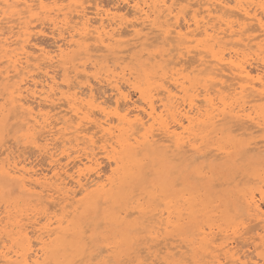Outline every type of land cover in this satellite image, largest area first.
Wrapping results in <instances>:
<instances>
[{
    "label": "bare ground",
    "instance_id": "bare-ground-1",
    "mask_svg": "<svg viewBox=\"0 0 264 264\" xmlns=\"http://www.w3.org/2000/svg\"><path fill=\"white\" fill-rule=\"evenodd\" d=\"M51 1L57 3V0ZM45 2L47 0H0V65L3 64L0 79L6 83L0 88V178L15 183L26 194V207L33 203L40 208H35V212L30 206L34 214L28 211L29 207L27 213L32 215L25 217L23 211V216L18 215L19 209L14 211L17 214L13 217L11 210L16 206L11 205L10 210L6 205L7 208L2 209L0 238L4 241L0 239V264H48L53 253L58 254L57 258L51 259H56L53 264L56 261L72 264L75 260L71 262L67 257L73 252L79 255L87 252L91 260L107 263L111 256L103 255V252L110 249L99 247L97 253L92 254L88 240L85 241L86 228L95 225L96 214L92 215L91 222L87 221L91 216L86 215L98 210L101 203H116L123 196L117 194L118 189L139 175L143 158L152 157L171 172L194 166V173L205 177L206 172L202 169H208L206 162L210 164L217 158H226L224 165H227L238 158L245 161L251 159L253 153L264 152V135L261 134L264 132V0H115L116 6L107 9L101 8L95 0H78L79 4L71 10L73 21L70 22L72 17L67 16L69 12H64L60 20L53 19L54 16L59 18V12L51 16V35L57 41L52 50L33 42L32 36L44 35V31L39 29L32 33L31 25L26 21L44 10ZM120 4L125 6L124 14L130 16L129 19L117 14ZM154 42H159L160 48L152 52L149 49ZM138 47H142L139 56H145V64L152 69L144 72L142 80L133 77L130 69L120 66L121 54L134 53L132 50ZM92 49L98 53L93 54L94 57L104 58L101 60L106 68L103 73L88 74L86 60L79 58L81 55L89 58ZM105 52L112 55L111 58L102 54ZM94 62L90 65L96 68L99 61ZM56 68H61L64 73L59 80L56 79ZM92 82L107 86L110 97L99 92L95 94L94 89L100 90L98 85L94 88ZM8 84L11 86L10 99L3 97L9 89ZM124 88L134 89L138 94L137 101H130L129 91ZM111 107L112 110H107ZM10 120L18 122L16 126H26L34 148L29 147L30 144L24 145L47 156L49 173L43 172L45 169L39 171L34 165L28 166L29 159L28 164L24 161L27 154L24 160L20 158L28 150L16 146L13 151L12 144L9 146L2 140V131L6 121ZM12 124L15 126V122ZM212 137L232 142L239 157L230 156L223 146L215 145L205 151L206 140ZM103 158L113 165L104 175L100 171ZM63 159L64 163L61 162ZM68 163H72L71 171ZM243 175L249 177V174ZM250 177L254 182L246 186L249 181L244 183L241 178L240 185L245 187H241V195L239 191L238 195L248 215L254 217L260 228L254 235L257 234L261 250L255 253L254 260L247 256L241 258L242 254L240 256L234 248L235 235L241 233L242 227H247L246 221L238 223L240 227L230 226V235L227 229L218 230L219 238L214 234L217 224L209 225L207 231L201 224L202 228L196 229L188 243L181 239L170 241V228L179 226L182 219V212L171 208L174 197L170 201L164 198L166 208L159 210L164 204L162 198L156 210L150 205L143 207L141 202L145 199L141 202L139 198L132 199L134 192H130V197H126L127 194L121 197L131 199L124 203V208L117 209L113 215L105 214V218L126 227L124 238H121L124 242L132 239V235L127 237L128 232H144L146 242L155 243L152 245L156 249L150 251L149 244L141 248L152 260L163 253L162 258L158 257L163 260L160 264H182L188 250L195 252L191 256L193 259L190 257L193 264H264V210L260 204L264 200V177L260 170ZM154 187L158 189V185ZM155 192L154 205L163 196L158 194L157 197ZM183 193L180 192L178 200H185V205L188 201V208H194V197L187 198L188 194ZM132 202H135L134 206L130 205ZM100 226L95 225V228ZM254 239L253 247H256L258 240ZM83 254L81 256L85 257ZM79 255L71 256L77 260ZM198 255L201 256L195 259ZM136 264L154 263L138 260Z\"/></svg>",
    "mask_w": 264,
    "mask_h": 264
},
{
    "label": "rangeland",
    "instance_id": "rangeland-1",
    "mask_svg": "<svg viewBox=\"0 0 264 264\" xmlns=\"http://www.w3.org/2000/svg\"><path fill=\"white\" fill-rule=\"evenodd\" d=\"M59 1V2H58ZM69 1V2H68ZM78 1V0H77ZM76 0H64V1H61V0H57V1H55V2H57V3H54L53 1H49L48 2V0H47V2H45L46 3V7L44 8V10H41L40 12H38V10L39 9H37V10H35V12L37 13V15L35 14L34 16H32L31 18H26V21H28L29 23V25H31V26H29L30 27V29H31V31H32V33H34L35 32V30L37 31V30H39V29H41V30H43L44 31V35H36V34H34L35 36H32V39H33V42H35L37 45H40V46H43V47H48V48H46V49H51V48H54L55 49V44H57V41H55L53 38H52V35H51V28H52V20L53 19H58V20H60L61 18H63V16H62V14L64 13V12H69L68 14H67V16H69V18H70V16H71V13L72 14H74L72 11L74 10V8H75V6H77L78 4H79V2H77ZM97 3H98V5L99 6H101V8L103 7L104 9L106 8H110V7H115L116 5H114V4H116L114 1L115 0H99L100 1V3H99V1L98 0H95ZM50 2H52L53 3V5H52V3H50ZM72 2V4H70ZM104 2V3H103ZM101 3H103V4H101ZM108 3H111V4H113V5H109ZM57 4V5H56ZM71 6H70V5ZM51 5V6H50ZM68 5V6H67ZM85 5L87 6V3H85ZM103 5V6H102ZM49 6V7H48ZM53 6V7H52ZM57 7V9H56V7ZM107 6V7H106ZM110 6V7H109ZM64 7V8H63ZM121 7V8H120ZM124 7V8H123ZM122 7V4H120V6H119V8L118 9H120V10H117L118 11V15H122L123 17H125L124 19L126 20V19H129L130 18V16H128V15H126L125 16V6H123ZM51 8V9H50ZM55 8V9H54ZM60 8V9H59ZM53 9V10H52ZM72 10V11H71ZM47 11V12H46ZM50 11V12H49ZM121 11H123V12H120ZM45 12V13H44ZM59 12V13H58ZM55 13L57 14L58 13V15H59V18H56V16H54L55 15ZM54 14V15H53ZM61 15V16H60ZM51 16H54L55 18H53L52 20H51ZM128 16V17H127ZM72 17V19L70 18V22L71 21H73L74 20V16L72 15L71 16ZM31 19H32V21H31ZM34 19V20H33ZM36 19V20H35ZM38 19V20H37ZM44 20V21H43ZM50 20H51V22H50ZM31 21V22H30ZM46 21H49L48 23H46L45 24V22ZM41 22H43V23H41ZM38 23V24H37ZM39 24H40V26H39ZM49 24V25H48ZM35 25H38V26H35ZM45 28H44V27ZM38 27V28H37ZM47 27V28H46ZM33 28H34V30H33ZM49 28V29H48ZM50 32V33H49ZM255 33V32H254ZM43 38H42V37ZM49 36V37H48ZM36 37H38V38H36ZM124 39H126L127 38V36H125V37H123ZM46 39V40H45ZM44 40V41H43ZM40 43H39V42ZM42 41H43V43H42ZM53 43V44H52ZM55 43V44H54ZM42 44V45H41ZM53 45V46H52ZM55 45V46H54ZM154 46V47H153ZM160 46V44H159V42H154L153 43V45L150 47V51H152V52H155V51H157V50H159V47ZM91 47V46H90ZM91 48H93L94 49V47L92 46ZM139 48V49H138ZM138 48H136V49H134V50H132V51H134V53L132 52L131 54H130V52H126L125 54L127 55V56H125V54L123 53V54H121V56H123L122 57V59L124 58V57H127V58H124L123 60L121 59L120 61V66L122 67V68H124L125 70L127 69H130L134 74H133V77H136V79L137 80H142L143 78H144V76H145V74H144V72H147V71H151L152 69H151V67L149 66V65H146L145 63H146V57L145 56H139V53H140V51L142 50V47H138ZM90 50L91 51V54H90V52H89V54H90V59L89 58H87V56H84V55H81L79 58L81 59V61H85L86 60V64H87V66H86V71L88 72V74H95V72L97 71V72H99V73H103L104 72V70L106 69L104 66H103V63L104 62H102L101 60L103 59L104 60V58H96V57H94L93 56V54H98L97 52L95 53V51L94 50ZM138 49V50H137ZM52 50V49H51ZM135 52L137 53V54H135ZM100 53V52H99ZM104 56H106V58L107 57H110L111 58V56L112 55H106L107 53L105 52V53H102ZM118 56H120V54H118ZM130 57H132V58H130ZM80 59H78V60H76L75 62H77V61H79ZM88 59V60H87ZM107 59H109V58H107ZM130 59H132V60H130ZM92 62H90V61ZM99 61L98 63H97V66H95L96 68H93V66L91 67V65L93 64V62L95 61V62H97V61ZM130 61V62H129ZM132 61V62H131ZM94 62V63H95ZM90 63H91V65H90ZM101 63H102V65H101ZM133 63V64H132ZM110 64V63H109ZM136 64V65H135ZM3 64H1L0 66H2ZM102 66V67H100V66ZM104 67V68H103ZM1 68V67H0ZM91 68H93L92 70H91ZM101 68V69H100ZM98 69V70H97ZM118 69L119 68H117L116 69V71H118ZM138 69V70H137ZM61 68H56L55 69V74L57 75L56 76V79L57 80H59V79H61L62 77H63V70H61ZM57 71V72H56ZM60 73V74H59ZM138 73V74H137ZM137 74V75H136ZM79 80L80 81H83L84 79L82 78H79ZM0 82H1V84H0V88H2L4 85V83H5V81H3V80H1L0 79ZM58 82H60V81H58ZM94 85V88H97V85H98V88L97 89H99L100 91H98V90H96V89H94L95 91V94H97L98 92V94H100V95H105L106 97H110V90L108 89V87L107 86H105L104 84H95V82H92ZM6 84V83H5ZM96 85V86H95ZM102 85V86H101ZM104 85V86H103ZM101 89H100V88ZM8 91L4 94V98H6V99H10V97H11V95H10V93H9V91H11V86L8 84ZM103 88V89H102ZM104 89H108V90H104ZM125 89V88H124ZM102 90V91H101ZM126 91L128 90L129 92V96H130V101H137V99H138V94H137V92H135L134 91V89H130V88H128V89H125ZM107 91H109V93L107 92ZM101 92V93H100ZM102 92H103V94H102ZM97 94V95H98ZM133 98V99H132ZM1 101H2V99H1ZM0 101V102H1ZM112 108L113 107H111V108H108L107 110H112ZM15 122V126H14V124H12V123H14ZM9 123V124H8ZM10 123L12 124V126H14V127H12L11 125H10ZM19 123L17 122V124H16V121H13V120H10V121H6V125H5V129H4V131H2V137H3V139L2 140H4V141H6V143H7V145H9L10 146V144H12L10 147H12V150L14 151L16 148V146H22L21 148H22V150L24 151V150H28V151H24L25 153L22 155V153H23V151L21 152V154L20 155H22V156H20V158H22L23 160H24V158H25V163H27L26 161H28V159H29V161H28V163L29 164H31V165H29L28 163V166H33V167H37L38 168V170L39 171H43L44 169V171L43 172H45V173H47L49 170L46 168V167H48L49 169H50V167H49V165H50V162H48V160L49 159H46L47 158V156L46 155H41V154H39L37 151H35L34 149H32V148H34L33 146H32V144H31V136H30V134H29V132H28V129L26 128V126L25 125H20V126H16V125H18ZM9 126H11L12 128H10ZM24 127V128H23ZM8 128V129H7ZM12 129V131H8V130H10V129ZM8 132V133H7ZM9 132H11L10 134H9ZM262 135H264V132L263 133H261ZM15 135V136H14ZM7 138V139H6ZM10 138V139H9ZM16 138H18V139H16ZM20 138V139H19ZM15 141H14V140ZM18 140V141H17ZM9 141H11V143L9 142ZM20 141V142H19ZM17 142V143H16ZM206 146H205V151H207V150H209L210 148H212V147H216V146H223V147H225L226 148V150H227V152H228V154L230 155V156H234V157H239V154H238V152H237V148H236V146L231 142H227V141H225V139L224 138H220V137H212V138H208V140H206ZM224 142V143H223ZM9 143V144H8ZM19 143V145H16V144H18ZM21 144V145H20ZM29 145V147H32V148H26L25 147V145ZM224 144V145H223ZM216 145V146H215ZM225 145H228V146H225ZM231 145V146H230ZM233 145V146H232ZM19 148V147H18ZM21 148H19V150L21 149ZM24 148H26V149H24ZM208 148V149H207ZM32 149V150H31ZM261 149H263V147L261 148ZM30 150V151H29ZM36 152V154H35V152ZM18 152V151H17ZM30 152V153H29ZM35 154V155H33V153ZM29 153V154H28ZM39 154V156H38V154ZM262 153V152H261ZM260 152L258 153H253V154H251L252 155V158L251 159H249V160H245V161H240L239 160V158L235 161V162H228L227 163V165H224V160L226 159V158H222V159H219V158H217V160L216 161H211L210 162V164H209V162H206V164H208L209 166H208V169H207V167H205L206 169H202L204 172H206V174H205V177L204 176H201V175H198V174H196V173H194L195 172V167L194 166H188V167H186L185 165V167H180L179 169H177L176 170V172H171L169 169H165V166H164V164L162 163V162H160V161H158V160H155V159H153L152 157H145V158H143L142 159V161H141V168L139 169V171H138V173H139V175H136L134 178H132L131 180H128L129 181V183H126V185L124 186V188H122V189H118V192H117V194L119 193V195L121 196V194L124 196V194H127V196L126 197H130V196H128L129 195V193L131 192V193H133L134 195L133 196H131V198L133 199H135V198H139V201L141 202V201H143L144 199V202H141V204H143L144 203V205H142L143 207H149V205L151 206V207H153V208H155L156 210H158L157 208H159L158 207V205L160 206L161 205V203L162 202H164V204L159 208V210H163L162 208L164 207V209L166 208V203H165V199L166 200H168V201H170L171 200V198H173V201L171 200V202L170 203H172L173 205H171L172 207V209H178V210H180L181 212H182V214L180 213V218H182L183 219V222L180 220L179 221V226H176V227H174V228H170L171 230H170V236H171V234H172V236H171V239L172 240H170V241H173V239H175V240H177V242L181 239V240H184L186 243H188V240L189 239H191V237L192 236H194V232H196V229H198L199 227L200 228H202L203 227V229H205L204 228V225H205V227H207V229H205L206 231L208 230V226L209 225H211L212 226V224H213V227H214V225H216L217 224V226L216 227H214V234H217V238H219V232H218V230H225V229H227L228 230V232H227V234H229L230 235V233H231V229L229 230V228H230V226H232V225H239L240 223H244L245 221V223L244 224H246V226L247 227H242V229H240L241 230V233H238V234H240V235H238V234H236L235 236L237 237H235L234 238V240L237 242V244H236V242L234 241V248L235 249H237V252H238V254L240 255V254H242V256H241V258H243V256H247L248 258H250V259H252V260H254V259H256V257H257V254H255V253H259V251L261 250V246H258L259 245V240H258V238H257V234H255L254 235V233H257V232H259L260 230H258V229H260V228H258V224H256L257 222L254 220V217L253 216H249L248 215V213H247V211H246V208H245V206H244V204L242 203V202H240V201H242V199L240 198L241 196H239V195H241V192L239 191L240 189H241V187H242V189L246 186V185H248L247 183H253L254 182V180H252L251 179V177H250V175H252L254 172H258L259 173V170H260V175L261 176H263L264 177V166H262V165H264V152L261 154ZM17 154V153H16ZM25 154H27V155H25ZM260 154V155H259ZM24 155H25V157H24ZM29 155V156H28ZM31 155V156H30ZM26 156H27V158H26ZM32 156H34V157H36V158H32ZM45 156V157H44ZM24 157V158H23ZM29 157V158H28ZM31 157V158H30ZM105 161H104V160ZM102 160V162L103 163H101L100 165V171H102L101 173L104 175L106 172H107V174L109 173V168H111L113 165L111 164V163H108L109 161L108 160H106L105 158H103ZM35 162H34V161ZM64 161H61L62 163H64L65 162V159H63ZM31 161V162H30ZM36 161H37V163H36ZM108 161V162H107ZM197 161H199V160H197ZM257 161H260V162H258V163H256ZM45 162H46V164H45ZM241 162V163H240ZM48 163V164H47ZM36 164H38V166H36ZM40 164H42V165H40ZM70 164H72V163H68V169L69 168H71V166H70ZM246 166V167H244V165ZM110 165V166H109ZM146 165V166H145ZM258 165H260V166H262V167H257ZM42 166V167H41ZM43 166L45 167V168H43ZM67 166H66V168H67ZM248 167V168H247ZM40 168H42V170H40ZM257 168V169H256ZM103 169V170H102ZM180 169L182 170V169H184V170H182V171H180ZM251 169V170H250ZM252 169H254V170H252ZM47 170V171H46ZM109 170V171H108ZM207 170V171H206ZM256 170V171H255ZM69 171H71L70 169H69ZM106 171V172H105ZM178 171V172H177ZM180 171V172H179ZM50 172V171H49ZM48 172V173H49ZM168 172V173H167ZM213 172V173H212ZM234 172V173H233ZM237 172L239 173L238 175H237ZM245 173V175L246 174H249V177L248 176H244L243 174ZM100 173V174H101ZM148 175H147V174ZM179 173V175H177ZM238 177H237V176ZM178 176V177H177ZM190 176V177H189ZM243 176H244V178H243ZM214 177V178H213ZM234 177L236 178V179H234ZM177 178V180H175ZM191 178V179H190ZM244 180V183L246 182V181H249V182H246L245 183V186H243L242 184L240 185V182L242 183V179ZM248 178L251 180H248ZM252 178H253V176H252ZM215 179V180H214ZM220 179V180H219ZM176 182H175V181ZM212 180H214V181H212ZM241 180V181H240ZM221 181V182H220ZM5 182L6 181H4L3 179H1L0 178V202H2V203H0V212L1 211H3L2 209H5V208H7V206H9V209L11 210V205H13V206H16V207H12V210H11V212L14 214V216L11 214V216H13V217H15V215L17 214L16 212V214L14 213V211L15 210H17V209H19L17 212H19L20 211V213H18V215L20 214V215H22V213L24 212L25 214H23L22 216L23 217H25V215H28V216H31L32 215V213L35 211V212H37V210H40V208H39V206L38 207H35L34 206V204L33 203H29L30 204V206H33L34 207V211L32 212V208L30 207H26L27 205H25V202H26V199H27V197H26V194L25 193H23L20 189H19V187L15 184V183H9V182H6V184H5ZM178 182H180V183H178ZM220 182V183H219ZM230 182H232V183H230ZM237 182V183H236ZM182 183V184H181ZM216 183V186L214 185ZM222 183V184H221ZM228 183H230V184H228ZM234 183V184H233ZM238 183H239V186H238ZM180 184V185H179ZM217 184H219L218 186H217ZM149 185V186H148ZM156 185H158V189H156L157 187H154V186ZM159 185H161V188L159 189ZM177 185V186H176ZM152 187V188H151ZM186 187V188H185ZM240 187V188H239ZM156 189V190H154V189ZM234 188V189H233ZM237 188H239L238 190H235V189H237ZM136 189V190H135ZM149 189H153L152 190V193H151V190H149ZM202 189V190H201ZM219 189V190H218ZM134 190V191H133ZM11 191V192H10ZM155 191H157V197H158V194H159V196L160 195H163V196H160L159 197V199H158V201L159 202H156L157 204V206L156 205H154V203H155V201L153 200L154 198H156V192ZM219 191V192H218ZM237 191V192H236ZM238 191L240 192L239 193V195H238ZM144 192V193H143ZM155 192V193H154ZM161 192H163V193H161ZM180 192L182 193V192H184L183 194L185 195H187V196H185V197H194V198H192V200H193V202L195 203V205H194V208H188L189 207V203H188V201H186V205H185V200H183V199H179L178 200V195L180 194ZM208 192V193H207ZM131 193H130V195H131ZM228 193H230L231 195H229ZM145 194V195H144ZM200 194V195H199ZM147 195V196H146ZM149 195H150V197H149ZM183 195V196H184ZM191 195V196H190ZM197 195H198V197H197ZM232 195H234V196H232ZM123 196H121V197H123ZM216 196H217V199H216ZM239 196V197H238ZM121 197H119L118 198V201L116 202V203H113L112 201H106V202H104V204L103 203H101L100 204V206L98 207V210H96V211H91V212H88V215H86V216H91V217H89V218H87V221H89V222H91V220L90 219H92V215H94V214H96L95 215V217L93 218V221H94V224L97 226H99V224L101 225L100 227H96L95 228V225H92L91 227H88L87 226V228H86V226H85V228H86V232H85V234H84V236H85V241H87V243H88V246L90 247V252L93 254V253H97V251L99 250V247H100V249H102L103 248V246H105V248L104 249H110V250H107V251H104L103 252V255H107V256H111L110 258L111 259H107L106 260V262L107 263H102L100 260H98V259H90L89 258V255L88 254H86V253H81L80 255H79V253L77 254H75V252H73V253H71V255H75V256H77V255H79V259H75V256H69V257H67L68 259H70L71 258V262L73 261V260H75V261H73L72 262V264H122L123 263V261H124V264H136L137 263V261L139 260V261H141V262H144V263H148V262H150V263H154V264H160V263H163L162 261L163 260H161V259H159L158 260V257L160 256V258H162V256H163V253H159V255L157 256V258L156 257H153V260L155 259V261H153L151 258L149 259L147 256H148V254H146L147 252L146 251H144V250H142L143 248H141V246L142 247H146V246H148V244L151 246V248H150V251H152V250H154V249H156V247L155 246H153L152 244H155V243H153V242H146V239L144 238L145 236V233L143 232H140V231H134V230H132V231H130V232H128V234H127V237H129L130 238V236L132 235V239H131V241H129V242H124V241H122V239L121 238H124L123 236H124V234H125V230H126V227L124 226V225H121V224H119V222L117 221H113V220H111L110 218L108 219V217L107 218H105L106 217V215L105 214H107V216H108V214H112L113 215V213H115V212H117L116 210L117 209H121V208H124V203L126 202V201H130L129 199L127 200V198H125L124 200H123V198H121ZM148 197V198H147ZM154 197V198H153ZM177 197V198H176ZM7 198V199H6ZM163 198V201L161 202V199ZM165 198V199H164ZM187 198H185L186 200H187ZM197 198V199H196ZM239 198H240V200H239ZM19 199H20V202H19ZM148 199V200H147ZM176 199H177V202H176ZM14 200V201H13ZM180 200H181V203H180ZM5 201H7V203L5 202ZM9 201H13V203L11 202H9ZM18 201V202H17ZM168 201H166V202H168ZM183 201V202H182ZM217 201V202H216ZM14 202H15V204H14ZM16 202H17V204H19V205H17L16 204ZM150 202V203H149ZM176 202V203H175ZM227 202L229 203V204H227ZM21 203H23V206H22V204ZM151 203H153V204H151ZM2 204V205H1ZM9 204V205H8ZM28 204V203H27ZM33 204V205H32ZM108 204V205H107ZM184 206H183V205ZM260 204H261V207H262V209L264 210V200H261L260 201ZM7 205V206H6ZM115 205V206H114ZM130 205H132V206H134L135 205V202L133 203H131ZM179 205V206H178ZM180 205H182V206H180ZM188 205V206H187ZM241 205H243V206H241ZM6 206V207H5ZM20 206H22L23 208H24V210L26 211H24V210H22L21 208H19ZM175 206V207H174ZM186 206H187V208H186ZM204 206V207H203ZM222 206V207H221ZM2 207H4V208H2ZM18 207V208H17ZM26 207V208H25ZM114 207H116V209L114 210ZM157 207V208H156ZM16 208V209H15ZM27 208H29L30 210H28ZM35 208H37V210L35 209ZM21 209V210H20ZM28 211H30V212H32L31 213V215H29L30 214V212H29V214L27 213V210ZM185 210H187L186 212H188L187 214H186V212H185ZM192 210V211H191ZM21 211H23V212H21ZM231 211H232V213H231ZM184 212V213H183ZM239 213L241 214V215H239ZM244 213H245V216H243L244 215ZM34 214V213H33ZM189 214L191 215V214H194V215H192V216H189ZM243 214V215H242ZM0 216H1V214H0ZM100 216H101V218H102V220H99V219H101L100 218ZM204 216V217H203ZM230 216H233L232 218L230 217ZM238 218H237V217ZM184 217V218H183ZM206 217H207V219H206ZM209 217V218H208ZM210 217H212V218H210ZM235 217H236V221H235ZM194 218V219H193ZM203 218V219H202ZM234 218V219H233ZM89 219V220H88ZM218 219V220H217ZM220 219V220H219ZM225 219H226V221H225ZM228 219V220H227ZM241 219H243V220H241ZM249 219H253L252 221L251 220H249ZM97 222H96V221ZM105 220H107V221H105ZM210 220V221H209ZM217 220V221H216ZM247 220H249V221H247ZM86 221V222H87ZM99 221V222H98ZM102 221V222H101ZM212 221V223H210ZM238 221V222H237ZM243 221V222H242ZM250 221H251V223H250ZM110 222V223H109ZM207 222V223H206ZM214 222H216V223H214ZM232 222V223H231ZM248 222V223H247ZM255 224H254V223ZM96 223H98V224H96ZM231 223V224H230ZM239 223V224H238ZM108 226H107V225ZM201 224L203 225L202 227H201ZM221 224V225H220ZM243 224V226H245ZM248 224H250V225H248ZM229 225V226H228ZM253 225V226H252ZM250 226H252L251 228L253 229V231L251 230V228H250ZM260 226V225H259ZM194 227V228H193ZM238 227H240V226H238ZM249 227V228H248ZM248 228V229H247ZM88 229V230H87ZM119 229H121V230H119ZM195 229V230H194ZM216 229H217V231H216ZM244 229V230H243ZM245 229H246V231H245ZM250 229V230H249ZM257 229V230H256ZM93 230V231H92ZM97 230V231H96ZM226 230V231H227ZM248 230V231H247ZM256 230V231H255ZM124 231V232H123ZM242 231L244 232V233H242ZM250 231H252V232H250ZM255 231V232H254ZM137 232V233H136ZM180 233V234H179ZM183 235H182V234ZM190 233V234H189ZM250 233H251V236L252 235H254V236H252V237H250ZM188 235V236H187ZM238 235V236H237ZM88 239H87V238ZM134 237V238H133ZM248 237V238H247ZM118 238H120V239H118ZM178 238V239H177ZM241 240H240V239ZM254 238H256L258 241L256 242L257 243V248L256 247H253V244L255 245V243L253 242V241H255V239ZM0 239H2L3 240V238H0ZM135 239V240H134ZM138 239V240H137ZM252 239H254L253 241H252ZM2 240H1V243H0V247L2 248ZM94 240V241H93ZM119 240H121V241H119ZM240 242H239V241ZM247 240V241H246ZM4 241V240H3ZM104 241V242H103ZM133 241V242H132ZM183 241V243H185ZM219 242H220V240H218ZM218 241H216V242H218ZM246 241V242H245ZM92 242V243H91ZM122 242V243H121ZM144 242H146V243H144ZM177 242L175 241V244H177ZM238 242H239V244H238ZM242 242V243H241ZM249 242V243H248ZM253 242V243H252ZM5 243H6V241H5ZM185 243V244H186ZM252 243V244H251ZM110 244V245H109ZM139 244H141V245H139ZM115 246V248H114V246ZM239 247H237V246ZM240 245V246H239ZM109 246V247H108ZM111 246H113V247H111ZM159 247V246H158ZM157 247V248H158ZM1 248H0V250H1ZM120 248V249H119ZM140 248V249H139ZM256 248V249H255ZM134 249V250H133ZM139 249V250H138ZM185 249V248H184ZM183 249V250H184ZM239 249H240V251H239ZM138 250V251H137ZM140 250H142V252H140ZM110 251V252H109ZM137 251V252H136ZM144 251V252H143ZM117 252H119V253H117ZM134 252V253H133ZM239 252H241V253H239ZM114 253L116 254V255H114ZM145 253V255H143ZM189 253V254H188ZM57 254V253H56ZM85 255L86 254V256L85 257H83V256H81V255ZM123 254V255H122ZM133 254V255H132ZM195 254V252L194 251H191L190 250V252H189V250L186 252V256L182 259V261H181V263L183 264H193V262H192V259H193V257H191V256H193ZM55 253H53V257H55V258H57L58 256V254L57 255H55ZM201 256V255H200ZM199 255H198V257H195V259H198L199 257H200ZM53 257H50V262L48 263V264H53L54 263V260H56V259H54V260H52L51 261V259H53ZM80 257H82V258H80ZM142 257H144V259H145V261H143L144 259L142 258ZM187 257V258H186ZM192 259H191V258ZM244 257V258H245ZM135 259V260H134ZM143 259V260H142ZM189 259V260H188ZM191 259V260H190ZM59 260V259H58ZM83 260V261H82ZM120 260V261H119ZM121 260H123V261H121ZM132 260H134V262L132 261ZM147 260V261H146ZM158 260V261H157ZM161 260V261H160ZM86 261V262H85ZM186 261V262H185ZM191 261V262H190ZM52 262V263H51ZM93 262V263H92ZM122 262V263H121ZM55 264H58V262L56 261L55 262Z\"/></svg>",
    "mask_w": 264,
    "mask_h": 264
}]
</instances>
